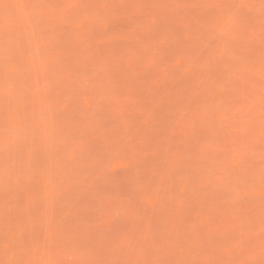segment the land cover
<instances>
[{
    "label": "rangeland",
    "instance_id": "obj_1",
    "mask_svg": "<svg viewBox=\"0 0 264 264\" xmlns=\"http://www.w3.org/2000/svg\"><path fill=\"white\" fill-rule=\"evenodd\" d=\"M0 264H264V0H0Z\"/></svg>",
    "mask_w": 264,
    "mask_h": 264
}]
</instances>
